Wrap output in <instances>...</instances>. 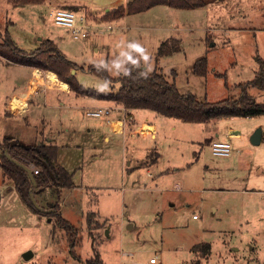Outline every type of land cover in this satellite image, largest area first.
<instances>
[{"label":"rangeland","instance_id":"obj_1","mask_svg":"<svg viewBox=\"0 0 264 264\" xmlns=\"http://www.w3.org/2000/svg\"><path fill=\"white\" fill-rule=\"evenodd\" d=\"M133 1L44 0L28 4L0 0V44L9 33L19 47L33 53L51 39L68 59L86 66L85 70L103 62L108 64L110 76L117 79L123 71L114 69L111 61L118 58L126 68L127 57L139 58L129 43L139 42L150 56L147 65L140 59L142 68L162 73L169 82L176 83L181 93L193 94L202 102L238 98L240 85L257 75L260 61H264V0H221L218 5L195 9L158 5L139 16L111 22L112 29L91 28L79 39L70 29L56 25L50 16L63 8L92 21L97 18L84 8L104 17V12L127 7ZM172 38L181 40L182 51L159 58L162 43ZM204 57L208 73L199 76L194 66ZM36 59L49 66L45 58ZM8 64L0 57V136L15 135L18 140L13 141L25 145L39 143L31 142L37 137L46 143L57 135L59 124L70 125L71 116L63 107L44 106L47 116L43 114L39 119L27 118L18 109L14 117H8L3 98L12 97L14 92L26 94L24 80L31 74L27 66ZM33 70L43 75L52 72ZM71 74L85 88L97 91L105 81L80 69H72ZM34 82L32 87L38 86ZM111 88L109 83L101 92ZM29 92L30 98L38 96ZM249 93L257 97L258 103H264V92L250 88ZM153 114L156 112L152 110L139 111L136 133H129L127 139L105 126L111 142L100 140L96 148L92 145L94 139H87L95 128L88 132L85 124L81 130L91 149L73 177L77 187L62 189L60 197L54 188L37 194L44 208L59 200V213L77 230L74 248L57 218L33 212L0 168L6 193L5 203L0 205V264H87L96 255L105 264H152V258H157L158 264H264V117L189 123L163 116L154 121ZM73 119H82L83 123L88 120L83 119L82 111ZM92 120L88 123H94ZM259 128L263 129L262 142L253 145L251 137ZM216 133L221 134V141L233 144L229 157L213 155L208 139L215 138ZM71 138L66 132L63 139L74 143ZM154 149L161 158L153 168L158 156ZM71 151L70 163L79 166L80 149L73 147ZM1 155L0 151V161ZM90 184L102 187L101 192L96 191L98 207L96 195L87 196L82 189ZM89 212L95 215L91 214L90 224ZM96 224L101 228L96 229ZM91 232L96 237H91ZM201 243L212 246L204 258L202 253L192 251ZM28 251L34 255L26 260L23 256Z\"/></svg>","mask_w":264,"mask_h":264},{"label":"trees","instance_id":"obj_2","mask_svg":"<svg viewBox=\"0 0 264 264\" xmlns=\"http://www.w3.org/2000/svg\"><path fill=\"white\" fill-rule=\"evenodd\" d=\"M24 3L33 4L44 0H22ZM216 0H134L127 7H120L117 10L108 12L106 17L118 18L127 11L129 13L144 12L158 5H166L179 9H195L206 6ZM42 47L33 53H27L19 47L7 33L4 44H0V57L10 64H18L32 68L49 69L64 82L69 90L79 96H88L98 100L111 101L124 106L127 109H147L158 114L181 120L189 123H207L212 120H223L229 118H255L264 117V103H258L254 96L249 93L250 88H257L264 91V61H260L261 67L255 78L247 83L240 85L241 94L238 98H229L218 102H202L193 94L181 93L176 83L169 82L162 73L157 71L148 72L142 66L136 67L131 64L129 57L126 59V68L130 70V75L121 74L117 79L109 74V67H101L99 70L96 65L85 67L68 59L57 47L55 42L48 39L42 42ZM181 40L172 38L162 43L159 48L158 56L166 57L181 52ZM38 57L48 61L46 67L38 61ZM134 60L133 57H130ZM108 65V64H107ZM72 69H80L84 72L95 74L105 81H109L111 90L101 92L94 89L85 88L79 83L77 78L71 74ZM194 71L199 76H206L208 73V60L206 57L196 61ZM147 72V77L140 75ZM116 84H119L117 88ZM12 138L0 139V151L2 152L0 166L3 174L14 183V188L20 195L22 201L35 213L45 214L48 217H56L58 225L65 228L72 248L75 247L77 236L76 228L59 213L60 206L58 199L50 204L46 210L52 212H40L32 203L31 192L36 188L44 191L47 188H54L56 195L60 197L62 189L74 186L73 173L58 162L59 147L54 143L40 142L37 144H22L17 142L12 144ZM212 143V142H211ZM20 163L30 166L40 167L39 174H34L37 187H34L28 173L19 165L12 162L7 155ZM50 170V171H49ZM37 193L36 191H34ZM95 217L94 213L87 215V223ZM101 226L96 224V229ZM92 233V232H91ZM91 237H96L91 234ZM94 239V238H93ZM212 246L209 243L197 244L192 248L193 252L202 253L203 258L211 252ZM96 259H89L87 264H105L100 255ZM193 264H201L200 261Z\"/></svg>","mask_w":264,"mask_h":264},{"label":"crops","instance_id":"obj_3","mask_svg":"<svg viewBox=\"0 0 264 264\" xmlns=\"http://www.w3.org/2000/svg\"><path fill=\"white\" fill-rule=\"evenodd\" d=\"M221 2H222L221 0H216L214 2L207 4L204 7H201V8H207L209 6L218 5ZM75 7H81V6H75ZM123 7H125V6H123ZM84 9L87 10V12H89V14L92 15V18H97V20H92V21L89 20V24L93 28V31H95L96 29H98L101 26L103 29L107 30V27L111 26L110 23L113 21L126 19L127 17H130V16H139L140 14L146 12V11H144V12H137V13H129L127 11L123 16H120L118 18H112V17H105V16L108 12L117 10L118 8L104 12L105 13L104 17H102L103 15H100L99 13H97L94 10H89L87 8H84ZM151 9H153V8H151ZM151 9H149V10H151ZM149 10H147V11H149ZM103 26H105V27H103ZM53 42H55V41L53 40ZM55 44H56V42H55ZM57 47H58V45H57ZM63 54L66 56L65 53H63ZM129 57H131V56H129ZM8 65H10V64H8ZM92 65H97V64H92ZM28 69H30L31 74L28 77V80H24L25 84L27 83L25 86L27 88V92L29 91V89L32 91L33 81H35V82L38 81V82L44 84L45 77H47L46 76L47 74H45V75H43L44 79L36 80L34 78V76L38 75V73L35 72L33 69H37V68L32 69V67H28ZM258 71L256 73H258ZM49 73L53 74L52 72H49ZM79 74H80V71H78L77 76ZM53 75L56 77V80H53V78H51L49 75L50 79H48V81L46 83L47 87L45 88L44 91L42 90L41 87L40 88L37 87L39 90V93L36 95L39 96L42 93L41 94V95H43L42 99H40L38 96H36V97L34 96V97L30 98L29 97L30 92L28 94L26 92L27 95L26 94L23 95V93H25V92H22V94H20V95H18V94L16 95V92H14L12 97L10 95H8L7 97H4L3 98L4 103H5V106L7 107L6 115L8 117H14V112H18V110H19L20 114H22L24 116L26 115L27 118L31 116L32 118L39 119L42 117L43 114L46 115L42 110V108L44 106H45L44 108H58V107L62 108L63 107L62 110H64L69 117L71 116L70 118H68L69 119L68 123H70V125L64 124L63 122H62V125L59 124V126H58L59 131H58L57 135L55 137H53L54 135H52V137H50L47 141L49 143H54L55 145H57L59 147L60 150L58 153V162L60 165H62L64 168H66L69 172L73 173V177H74L75 172L81 170L80 165L85 160L86 152L89 149H91V148H89V146H87V144L85 142V138L82 134L83 132L81 130V128L84 127L85 124L88 125L87 126L89 128L88 132H92L93 129L95 128V131L92 134H90V137H88L87 139H91V138L94 139L92 141V143H93L92 145L95 146V148H96L98 146V143L100 142V140H101V142H104V143H110L111 142L110 135L107 134L105 129H104L105 126L112 129L115 135H123L126 139H127V136L129 135V133L130 134L136 133L135 132L136 114H138L139 111L147 110V109H127L122 105L113 104V102L98 100L96 98H92V97H88V96H79L76 93L69 90L67 88L66 84L64 82H62L58 78L57 75H55V74H53ZM262 92H264V91H262ZM255 99L257 100V97H255ZM55 100L59 101V102H55ZM24 102L26 103L25 110L22 108V107H24V105H23ZM101 107H116V110L112 111L107 117L99 118L100 120H97L98 118H91V119H93L92 121L94 123H88L89 122L88 120H91V119H90V117L87 116V111L91 110V109L101 108ZM80 111L83 112V119L84 118H85V120L88 119V120H86L87 123H83L82 119L81 120L80 119H78V120L73 119V115H75V116L77 115L79 117ZM48 114L52 115L51 112H49ZM144 115L148 116V114L146 112L144 113ZM160 116H162V115H160L156 112V114H153V120L158 121ZM163 117H165V116H163ZM43 121L45 122L46 119H44ZM46 124L50 125L51 122L47 121ZM66 132H69V134L72 137L71 139L74 141V143L67 142L66 140L63 139ZM8 135L4 136L3 138H2V136H0V139L12 138L13 140L14 139L18 140L17 136H15V135H9L8 136ZM224 135H227V134H224ZM220 136H221L220 133L219 134L216 133V136H214L215 138L211 137L208 140L211 142L216 141V140H220L219 139ZM35 141H38L39 143L41 142L39 137H37L35 140H32L31 142L34 143ZM261 142H262V140H261ZM81 143H82V145H81ZM84 145H86V146H84ZM73 147H76V149H80V158H78V162H79L78 165L79 166H74L73 164L70 163L71 162L70 154L72 153L71 150ZM61 148L63 149L62 150L63 152L61 151ZM154 152H156L158 154V156L156 159L153 160V168L156 165H158L159 159L161 158V155L158 153V149H154L153 153ZM81 158H82V161H81ZM95 159L97 160L100 158H99V156H96ZM130 165H132V161L130 162L129 166ZM0 168H1V166H0ZM124 168H125V164H124ZM153 175H154V173H153ZM3 176H4V174H3ZM4 181H5L4 178L0 179V193H1L0 205H3L5 203V199H6V193L4 191V189H5V182ZM75 187H77V185H74L71 188H75ZM82 187H83V185L80 186V188H82ZM82 189H84L85 192H87L86 193L87 196L90 194L96 195L95 199L97 198V204L95 205V207H98L99 206V198H98V195L96 194L97 193L96 191L101 192L99 189H102V187L95 186V185L93 186L92 184H90V185H86ZM44 191H41L39 193H42ZM37 194H36V196H37ZM91 206H93L92 202H90L89 208H91ZM97 211H98L99 215L101 216L100 211L98 209H97ZM194 218H196V217L194 216Z\"/></svg>","mask_w":264,"mask_h":264},{"label":"built area","instance_id":"obj_4","mask_svg":"<svg viewBox=\"0 0 264 264\" xmlns=\"http://www.w3.org/2000/svg\"><path fill=\"white\" fill-rule=\"evenodd\" d=\"M50 16L53 18L56 25L70 29L72 31L75 39H79L80 36L83 34V32H85L87 30H91V28H92L91 25L89 24V21H88V18L86 15L79 14L78 12H75V11L70 10V9H63L62 8V9H58L56 11H52L50 13ZM107 28L112 29V26H108ZM40 75H42L41 77H42V79H44L43 74L41 72H39V74L36 75V77L39 78ZM48 79H50L49 75H47V77H45L44 84L37 81L38 86L34 85V87L32 89V91H33L32 94H34V93L38 94L39 93V90L36 89L37 87H39V88L41 87L42 90L44 91L45 88L47 87L46 83H47ZM29 96H30V94H29ZM22 108L25 110V107H22ZM114 110H116V108L101 107V108H97V109H91V110L87 111V116L90 118H103V117H107ZM211 148H212L213 155L220 156V157H229L233 152V144L229 140L213 141L211 143ZM30 166H31L34 174H39V171L41 169L36 168V166L33 164ZM195 217H197V216H195ZM158 262L159 261L157 260V258L151 259L152 264H157Z\"/></svg>","mask_w":264,"mask_h":264},{"label":"clouds","instance_id":"obj_5","mask_svg":"<svg viewBox=\"0 0 264 264\" xmlns=\"http://www.w3.org/2000/svg\"><path fill=\"white\" fill-rule=\"evenodd\" d=\"M129 46L131 48L134 49V51L139 54V58L136 60H131V58L129 57V61L131 62L132 65L139 67L140 65V59H142L144 61V63L147 65L149 60H150V56L147 54L146 50L141 46V44L139 42H132L129 43ZM124 53L121 52V55H123ZM111 65L114 69H116L118 72L119 71H123L124 75L128 76L130 75V70L124 67V64H122L119 59L117 58L114 61H111ZM97 69L99 70L101 67H108L107 64H104L103 62H101L100 64L96 65ZM148 71H150V68L148 69ZM141 76L143 77H147V72H142L140 73ZM109 85V81H104L100 86H99V90L100 91H106Z\"/></svg>","mask_w":264,"mask_h":264},{"label":"water","instance_id":"obj_6","mask_svg":"<svg viewBox=\"0 0 264 264\" xmlns=\"http://www.w3.org/2000/svg\"><path fill=\"white\" fill-rule=\"evenodd\" d=\"M142 69L145 70L146 68L143 67ZM262 136H263V129H262V128L257 129L256 132H255V133L252 135V137H251V142H252V144H253V145H259V144L261 143ZM16 143H17V141H13L12 144H16ZM7 156H8V158H9L12 162H14L15 164H17V165H19L20 167H22V168L28 173V175H29L31 181H32L33 184H34V187H37V184H36V181H35V176H34V174H33V170H32V168H31V166H26V165L20 163L19 161L13 159V158L11 157V155H9V154H8ZM49 171H50V170H49ZM39 192H41V190H37V193H39ZM37 193H35V192L33 191V192H31V194H30L31 199H32V203H33V205L36 207V209H38L40 212H52L53 210H46L43 206L40 205V203H39L38 200L36 199V194H37ZM0 201H1V193H0ZM33 255H34L33 252L28 251V252H26V253L24 254L23 257H24L26 260H29Z\"/></svg>","mask_w":264,"mask_h":264},{"label":"bare ground","instance_id":"obj_7","mask_svg":"<svg viewBox=\"0 0 264 264\" xmlns=\"http://www.w3.org/2000/svg\"><path fill=\"white\" fill-rule=\"evenodd\" d=\"M53 78H55L56 79V77L53 75V74H50Z\"/></svg>","mask_w":264,"mask_h":264}]
</instances>
